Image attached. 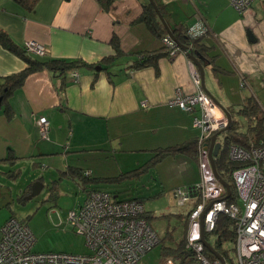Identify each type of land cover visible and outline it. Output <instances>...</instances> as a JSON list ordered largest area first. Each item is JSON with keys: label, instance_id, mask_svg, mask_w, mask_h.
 <instances>
[{"label": "crops", "instance_id": "0c3cea01", "mask_svg": "<svg viewBox=\"0 0 264 264\" xmlns=\"http://www.w3.org/2000/svg\"><path fill=\"white\" fill-rule=\"evenodd\" d=\"M158 2L171 31L197 18L208 25L210 32L199 39L208 61L201 62L205 89L200 87L245 133L249 123L246 119L247 128L241 129L240 111L249 99L260 110L264 106V0H255L242 14L227 0ZM146 3L115 0L104 8L101 0H39L29 9L15 0H0V30L16 45L33 41L44 48L43 59L82 64L61 77L47 70L33 73L8 99L4 119L0 118V229L13 216L7 196H15L21 205L34 183L42 185L43 177L31 170H44L48 177L55 174L59 181L69 178L73 168L90 172L97 181L116 180L146 164L159 149L198 141L200 129L193 120L199 111L188 113L168 103L176 89L184 94L198 91L192 79L197 69L187 55L179 51L160 57L156 67H135L146 54L166 52L161 38L167 33L160 21H152L160 31L154 34L139 20ZM24 67L20 58L0 46V78ZM41 116L49 122L47 139L39 133ZM176 158L182 170L191 165L189 158L196 161L186 154L166 157L141 178ZM21 172L26 179L14 190L11 185ZM4 184H11L8 191H3ZM86 188L84 192L92 189ZM192 207L177 214L185 217Z\"/></svg>", "mask_w": 264, "mask_h": 264}, {"label": "built area", "instance_id": "2783aa9c", "mask_svg": "<svg viewBox=\"0 0 264 264\" xmlns=\"http://www.w3.org/2000/svg\"><path fill=\"white\" fill-rule=\"evenodd\" d=\"M227 1L242 14L255 0ZM209 32L205 21L197 18L186 26L185 35L195 40ZM161 40L164 46L171 49L170 55L177 52L176 43L168 35H164ZM25 46L30 53L45 55L44 48L36 42H26ZM72 76L77 82V73L73 72ZM192 79L198 89L196 93L184 94L176 89L168 101L170 105L188 113L195 109L199 111V117H195L193 123L200 129L198 161L202 180L198 184L177 187L171 191L175 205L182 207L193 202L182 246L188 261L182 264H221L213 256V259L208 258V254H212L202 243L204 236L213 231L217 217L221 214L232 221L235 234L234 264H264V133L259 143L250 144L248 149L236 145L229 147L228 160L237 164L238 168L232 172L236 201L227 203L225 188L216 179L207 153L202 151L203 144L208 143L212 135L226 128L227 118L201 89L199 75L194 70ZM142 106L145 107V103ZM38 125L40 135L47 139L49 122L41 116ZM84 175L89 176L90 172H84ZM144 216L145 210L140 202L118 201L103 191L89 190L85 192L83 201L70 210L66 218L73 231L83 237L85 246L90 250L89 255L32 252L35 239L30 229L9 217L0 229V264H136L160 242ZM160 264L177 263L165 259Z\"/></svg>", "mask_w": 264, "mask_h": 264}, {"label": "rangeland", "instance_id": "374dc122", "mask_svg": "<svg viewBox=\"0 0 264 264\" xmlns=\"http://www.w3.org/2000/svg\"><path fill=\"white\" fill-rule=\"evenodd\" d=\"M245 89L250 92L248 88ZM261 108L263 110L264 106L261 105ZM4 110L2 106L0 108L2 120ZM237 119L241 129L245 130L246 118L241 115ZM177 160V158L165 160L142 178L129 175L128 178L107 180L104 183L98 181L86 184L78 176L75 180L66 177L59 181L55 174L48 177L43 175L44 170H31V174L39 172L37 177H43L40 193L30 200H24L21 205L17 200L14 201L15 196L13 198L7 196L6 201L11 203L10 213L13 217L28 226L33 234L35 244L32 252L89 255L90 250L85 246L83 237L76 234L66 221L68 212L83 201L85 197L83 188L85 186L97 188L119 201L140 198L149 216V224L160 238V242L145 253L136 264H160L166 257L178 261L177 247L186 233L187 226L179 217L181 214L177 213H184L193 202L179 207L175 205L171 191L177 187L200 183L202 175L199 161L189 158L191 165L182 170L181 163ZM23 178L26 179V176L21 172V176L12 185L4 184L6 187H3V191H8L11 186L17 190L16 186L22 184ZM231 256L233 258V253Z\"/></svg>", "mask_w": 264, "mask_h": 264}, {"label": "trees", "instance_id": "16d2710c", "mask_svg": "<svg viewBox=\"0 0 264 264\" xmlns=\"http://www.w3.org/2000/svg\"><path fill=\"white\" fill-rule=\"evenodd\" d=\"M20 4H25L29 9H33L39 0H15ZM115 0H101L104 8H108L109 5ZM160 12H163L161 5H159L158 0H154ZM158 20L152 6L149 3L143 5V12L139 18L140 21H143L147 24L150 31L154 34H159L158 25L153 24V20ZM186 28L180 26L172 30L173 36L184 46L189 48L192 52L198 53L200 56L207 58L206 48L199 44V39L190 40L185 35ZM164 33V31H163ZM0 46L8 52L13 53L18 58H20L25 67L22 71L14 73L3 78H0V97L2 98L0 108L4 106L5 112L7 111V102L9 97L14 91L20 89L26 78L33 73L47 70L53 75L64 76L68 71L74 70L81 66V62L78 61H68L60 59H43L44 56H38L36 54L30 53L25 44L23 47L16 45L8 34L0 30ZM113 49L116 51V54H120V49L116 41H113ZM166 51V50H165ZM168 56V52L165 53H153L144 55L135 65V67H144L146 65H151L156 67L157 61L160 57ZM109 59H105L103 62H107ZM205 60V59H204ZM205 62H208L207 59ZM241 115L248 120V130L244 133L238 131V123H232L230 128L224 133L221 137H218V141L221 144L220 151L218 156L215 159V169L221 180L226 182L231 190V195L227 199V203H233L235 199V189L232 181V172L238 168L237 164H234L228 160V149L231 145L240 146L248 149L250 144L256 145L259 143L260 138L264 133V113L258 107V104L253 100L249 99L244 108L240 111ZM198 142V141H197ZM186 143L184 145L170 147L167 149H159L153 154V157L144 165L126 172L121 178H128L129 175L141 177L146 171L154 167L157 163L162 161L166 157L174 156L177 154H186L189 157L198 161V143ZM88 172V171H87ZM63 174V173H62ZM68 177L72 180L76 179L77 176L81 180H84L86 184L98 182L97 179H93L89 176H85L84 172L80 169H70L67 173ZM61 178V176H60ZM117 178V179H119ZM116 179V180H117ZM113 180V179H109ZM100 181V180H99ZM102 183L105 180L101 181ZM196 184V183H195ZM87 186H85L86 188ZM186 187V186H185ZM87 190V188H86ZM91 190H98L97 188H92ZM101 191V190H98ZM21 203H24V197L20 199ZM114 200H117L114 198ZM141 203V200L131 199ZM119 201V200H118ZM13 217V216H11ZM149 223V217L145 214L144 216ZM185 222L187 226V221L189 213L184 217L179 215ZM14 218V217H13ZM17 220V219H16ZM205 240L210 244V246L215 250V252L220 255L225 264H233V258L231 254L233 253L234 243H235V234L232 229V221L225 215H219L217 217L214 229L211 233L204 236ZM1 239V237H0ZM184 242V237L177 247V255L179 257L178 261L173 260L172 258L166 257L165 259H172L177 264H182L187 262L188 258L186 252H184L182 246ZM159 244V243H158ZM152 250V249H151ZM208 258L213 259L212 255L208 254ZM163 259V260H165Z\"/></svg>", "mask_w": 264, "mask_h": 264}, {"label": "water", "instance_id": "95a60500", "mask_svg": "<svg viewBox=\"0 0 264 264\" xmlns=\"http://www.w3.org/2000/svg\"><path fill=\"white\" fill-rule=\"evenodd\" d=\"M148 3L152 6L158 20L160 21L161 25L163 26L165 32L171 37L172 40H174V42L176 43L177 47L179 48L180 51L184 52L187 57L189 58V60L192 62V64L196 67L197 72L199 74V78L201 81V86L203 89L204 88V83H203V65L201 64V62H204V58L202 56H200L198 53L192 52L189 48H187L186 46L182 45L172 34L171 30L169 29L162 13L160 12V10L158 9L156 3L154 0H147ZM96 70H100V68H97ZM206 92V91H205ZM1 100L2 98L0 97V104H1ZM226 116H227V126L226 128H224L223 130H220L219 132L215 133L214 135H212L210 137V140L208 143L203 144V148L202 151L207 153L208 156V160H209V164L210 167L216 177V179L224 186L225 191H226V196L225 198H229L230 194H231V190L229 185L224 182L223 180L220 179V177L218 176L216 169H215V159L218 156V153L220 151V147L221 144L220 142H217V138L219 135H221L222 133L226 132L229 129V126L232 123V119L231 116L228 112H226ZM42 189V185L39 182H36L33 184L32 186V190L30 195L26 198V200H30L31 198L37 196L39 194V192ZM203 215L200 218V223H201V228L203 226ZM202 243L204 245V247L217 259L220 261L221 264H225L223 258L218 255L215 250L210 246L209 243H207L205 240L202 239Z\"/></svg>", "mask_w": 264, "mask_h": 264}, {"label": "flooded vegetation", "instance_id": "af4514ba", "mask_svg": "<svg viewBox=\"0 0 264 264\" xmlns=\"http://www.w3.org/2000/svg\"><path fill=\"white\" fill-rule=\"evenodd\" d=\"M165 35H167V34H165ZM164 36V35H163ZM162 36V37H163ZM169 36V35H168ZM170 37V36H169ZM171 38V37H170ZM174 41V40H173ZM164 45V44H163ZM165 47V49H166V51L168 52V57H173L177 52H179L180 50H179V48L177 49V52L174 54V55H170V51H171V49L170 48H167L166 46H164Z\"/></svg>", "mask_w": 264, "mask_h": 264}]
</instances>
